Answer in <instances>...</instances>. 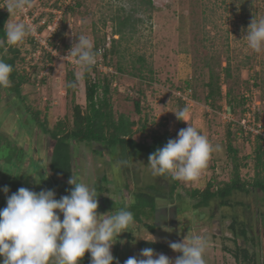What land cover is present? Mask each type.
Returning <instances> with one entry per match:
<instances>
[{"label":"rangeland","instance_id":"1","mask_svg":"<svg viewBox=\"0 0 264 264\" xmlns=\"http://www.w3.org/2000/svg\"><path fill=\"white\" fill-rule=\"evenodd\" d=\"M150 1L151 6L145 4V0H31L32 6L28 9L39 28V38L47 48H41L39 59H35L31 54L39 45L30 35L22 44L13 46L19 49L16 67L25 83L20 87L18 98L8 87L0 88V189L8 186L7 195L21 187L36 192L51 189L59 199L73 187L51 173L54 144L44 131L52 130L57 124L69 131L73 107L78 105L84 112V75L77 79L80 70L67 55L76 37L86 35L93 40L94 47L113 46V53L107 55L105 62L111 64L112 72L116 73L114 67L121 71L110 80L109 104L114 119L123 114L135 123L132 130L136 142L149 145L154 135L175 139L179 130L187 127L186 122L177 120L173 113L184 107L173 92L190 87L194 104L190 107L188 123L197 127L213 145H219L201 176L195 181L176 180L179 186L170 197L167 188L172 177L169 174L153 176L147 165L148 158L144 154L139 156L131 147L124 145L121 152H116L98 144H70L73 174L80 182L95 188L97 198L107 199L106 208L99 205L98 213L115 214L121 208L129 209L133 193L146 191L147 185L166 186L160 188L161 197L155 200L156 220L144 217L140 223L134 220L126 232L119 235L111 249L119 264L139 255L141 250L137 243L140 241L162 244L165 249L159 253L174 260L181 253L172 251L169 242L196 234L208 239L204 254L206 264H264V198L260 191L233 193L229 197V202L234 203L231 209L218 207L217 199L211 201L210 209H196L188 196L191 190L201 191L208 180H212L213 187H220L232 178L234 154L227 150L228 143L239 160L238 182L247 184L257 177L264 178V156L261 165L254 167L255 143L250 145L246 138L237 137L234 131L223 127L218 114L210 110L228 109L224 95L230 89L236 103L242 98L241 104H233L236 120L243 108L257 105L259 121L264 124V50L254 52L242 39L253 16L264 17V0ZM6 2L0 0L3 12H8ZM126 15L131 16L127 24L133 27L131 31L126 28L122 39L118 40L114 35L116 17ZM8 20L22 21L19 14L10 13L6 22ZM53 23H56L53 31L44 29ZM112 40L115 42L111 43ZM48 49L55 50V56L51 58L49 71L42 73L40 60L50 56ZM228 64L229 78L225 79L223 68ZM211 72L219 76L221 96L219 102L216 99L205 104V84ZM87 75L91 82L103 80L104 75L108 79L112 77V74L91 69ZM69 82H76L77 87H67L66 93ZM135 90L138 95H134ZM137 98L139 113L134 111L132 102ZM196 120L198 123H194ZM58 146L60 148L61 142ZM262 146L264 150V142ZM216 163L218 168L214 172L210 167ZM127 182L128 188L125 187ZM98 187L104 192L100 193ZM5 206L6 195L0 191V209ZM232 215H236L238 221L251 217L248 224L255 230L256 239L237 242L252 257L249 262L242 261L241 256L238 262L233 258L235 247L227 228ZM149 224L153 232L145 227ZM90 259L86 252L78 264H90Z\"/></svg>","mask_w":264,"mask_h":264},{"label":"clouds","instance_id":"2","mask_svg":"<svg viewBox=\"0 0 264 264\" xmlns=\"http://www.w3.org/2000/svg\"><path fill=\"white\" fill-rule=\"evenodd\" d=\"M31 6V0H7L5 5L10 15L23 13ZM4 32L0 46L5 43L11 46L22 44L35 33V28L23 21L8 20ZM246 33L242 39L248 49L257 53L264 50V17L253 16ZM76 38L67 56L79 68V80L95 65L98 53L88 36ZM12 71V65L0 58V87L11 86ZM66 87L76 88L77 83L69 82ZM173 113L187 127L152 152L147 165L153 176L169 174L174 180L195 181L208 167L219 145H213L197 127L188 123L189 107L178 108ZM68 184L73 187L59 199L51 189L36 192L21 187L11 195H7L8 186L0 189L6 195V206L0 209V264H78L86 252L90 254V264H119L111 249L119 235L134 223L133 213L127 207L115 214L98 213L95 188L80 182L73 174ZM168 246L181 255L172 260L152 248H144L124 264H206L208 239L204 235L185 237L169 242Z\"/></svg>","mask_w":264,"mask_h":264},{"label":"trees","instance_id":"3","mask_svg":"<svg viewBox=\"0 0 264 264\" xmlns=\"http://www.w3.org/2000/svg\"><path fill=\"white\" fill-rule=\"evenodd\" d=\"M145 4L148 6H151L150 0H145ZM9 17V12H3L0 10V40H4L5 38V32H4V25L6 20ZM131 19V16H117V29L114 30V35L118 36V40L122 39L124 33L123 31L128 28L126 31L132 30V24L128 25L129 20ZM32 39V38H31ZM115 40H112L111 43H114ZM30 44L32 47H34V43L31 40ZM14 45H6V43L3 46H0V58H3L6 63L12 65L13 71L10 75L11 80V86L8 87L9 90L15 92V96L18 98L20 97V87L22 84L25 83V79L18 74V69L16 67L17 61H19V49H16L13 47ZM101 48L102 53V59L105 60L107 58L108 54L113 53V46L106 49L105 45H96L94 47V50L97 52V49ZM107 65L111 66V64L108 62ZM117 75L112 76L110 79H108V76H103V80H91L89 79V76L87 75V72L84 74V96L86 101V107L84 109V112H81V108L78 105H75L73 107V113H72V127L69 131H65L61 129L60 125L57 124L52 130H48L46 128V131L49 134L50 140L53 142L54 147L52 150V156L53 160L50 166V171L52 174H54L56 177L66 180L68 182L69 177L71 174H73V166L71 164V153L72 149L70 148V144H78V143H85L86 145H92V144H98L101 145L107 149H110V151H116L121 152L122 147L124 145H127L131 147V150H136V153L140 156L144 154L147 158L149 155L154 152L157 148L163 147L167 141L169 140L168 136H153L151 139V143L149 145H146L145 143H139L136 142L133 139V133L132 127L135 126V123L132 121H129L127 117H125L123 114H120L117 116L116 119H114L112 114V108L109 104L108 95H110V83L111 79H115L116 76H118V72L121 71V68L114 67ZM96 68L92 67L91 71L96 72ZM224 72V78H229V64L226 65L223 68ZM71 76V75H70ZM72 78V76L70 77ZM1 88V87H0ZM206 88V96H205V104L209 102H214L216 99L220 100L221 92H220V83H219V76L218 74H214V72H211L209 76V80L205 84ZM178 89V88H177ZM68 89L66 87V93ZM134 95H138V91L135 90ZM126 98L129 97L127 94H125ZM133 97V96H132ZM193 97V96H192ZM224 101L227 104L228 111L235 113V110L233 108V104H241V101L239 103H236V100L232 96V92L229 89L225 92L224 95ZM131 98V97H130ZM195 98V97H194ZM133 107L134 111L136 113H139L140 103L138 98L133 100ZM207 106V105H206ZM210 108L209 106H207ZM241 107V106H240ZM239 107V108H240ZM211 113L217 114L216 110L211 109ZM260 118L258 117V120ZM143 128V127H142ZM227 136L229 137V133H227ZM61 142V146L59 148L58 143ZM71 142V143H70ZM263 142L264 138H258L254 145V167H259L262 163V157L264 156V150H263ZM118 149V150H117ZM227 150L230 151L232 154H234L232 160V171L233 176L228 182L223 183V186L220 187H213L212 180H208L205 182V187L200 191L198 189L191 190L189 192V198H192L193 208L201 209L205 207H209L210 209V203L211 201L217 199L219 200V205L222 207H228L233 208V202H229V197L235 193V192H245L249 193L251 190H258L261 192L263 198H264V178H255L254 181L248 182L247 184L245 182H238V171H239V160L236 157V153L231 148L230 143H228ZM245 166V163L242 164V166ZM218 168V165L212 164L210 167V170L216 171ZM126 169V168H125ZM127 171V169H126ZM258 174V173H257ZM256 174V176H257ZM74 175V174H73ZM168 174H165L163 176H167ZM161 179V178H160ZM168 182V181H167ZM169 185V182H168ZM71 186V185H68ZM129 184L126 183V188H128ZM178 185V181L172 179V183L167 188L168 189V195L171 197L172 193L176 190ZM163 186H160L159 184L155 185H147L146 191H137L136 193H133V199L129 206V209L133 215L134 220L138 223H140L141 218H147L153 221L155 219L154 215L156 213V204L155 200L157 198H160L162 189H160ZM246 187H250V190H247ZM164 188V187H163ZM166 188V186H165ZM164 188V189H165ZM98 190L100 193H103V188L98 187ZM160 190V192H159ZM160 196V197H159ZM180 197V196H179ZM179 199V198H178ZM264 200V199H263ZM238 206L244 207L245 205L243 203H237ZM248 207V206H246ZM213 215L211 214V217ZM264 216V215H263ZM232 220L230 224L228 225V229L231 231V237H232V243L234 244L235 251L232 253L233 258L235 261H239V257L241 256L242 261L249 262L252 257L248 255L247 249L241 248L240 245L237 244L238 240H241L243 243L249 242V239H256L255 233L252 229V225L250 226L248 222H250L251 217L247 218L244 217V219H241L240 221L236 220L237 216L232 215ZM156 220V219H155ZM147 227L149 232H153V226L149 224ZM137 246L140 250L144 248H152L156 253H159L165 249V247L156 242L152 241H140L137 243Z\"/></svg>","mask_w":264,"mask_h":264},{"label":"built area","instance_id":"4","mask_svg":"<svg viewBox=\"0 0 264 264\" xmlns=\"http://www.w3.org/2000/svg\"><path fill=\"white\" fill-rule=\"evenodd\" d=\"M20 15V18L23 22L30 24L35 28V33L31 34L30 37L33 38V41L37 42L39 46H37V49L35 52H33L31 55L35 57V59L39 56V52L41 51V48L46 49L47 45L44 43L43 40H41L39 28L37 27V23L34 20V16L32 15V11H30L28 8L23 13H18ZM44 25V24H42ZM56 23H53L52 25L47 24L44 26V29H47L49 32L53 31ZM97 49V58L94 68H96L98 71L103 72L104 74H112V76L117 75V73L112 72V67L107 65L105 60L102 59V49ZM47 53H49L50 56H46V59H41V68L42 73L49 71L51 67L52 57L55 56V50L51 51L50 49L46 50ZM45 53V52H44ZM39 59V58H37ZM252 89V88H251ZM191 88L190 87H183L178 88L173 92V95L176 100L180 101L184 106L192 107L193 106V100L191 97ZM133 94V93H132ZM246 99V96H244ZM243 101L245 102L244 98ZM259 105V103H257ZM257 105H253L250 108V105H248V108H243V113L239 117L238 120L234 117V113L228 111V109L221 110L217 112L219 119H221V125L223 127L229 128L230 130L234 131V134L237 137L240 138H246L249 141L250 145H254L255 141L258 138H264V124L258 120V111L255 110ZM258 109V108H257ZM217 165V163H216Z\"/></svg>","mask_w":264,"mask_h":264},{"label":"flooded vegetation","instance_id":"5","mask_svg":"<svg viewBox=\"0 0 264 264\" xmlns=\"http://www.w3.org/2000/svg\"><path fill=\"white\" fill-rule=\"evenodd\" d=\"M98 199V203L99 205L102 207V208H106V198H103V197H99L97 198ZM106 199V200H105Z\"/></svg>","mask_w":264,"mask_h":264},{"label":"crops","instance_id":"6","mask_svg":"<svg viewBox=\"0 0 264 264\" xmlns=\"http://www.w3.org/2000/svg\"><path fill=\"white\" fill-rule=\"evenodd\" d=\"M195 122L198 123V120L194 121V123H195ZM184 123H185V122H184ZM196 125H199V124H196Z\"/></svg>","mask_w":264,"mask_h":264}]
</instances>
